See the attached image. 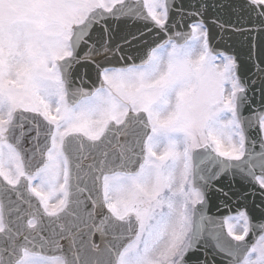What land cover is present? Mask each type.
I'll return each mask as SVG.
<instances>
[{
	"label": "snow or ice",
	"instance_id": "snow-or-ice-1",
	"mask_svg": "<svg viewBox=\"0 0 264 264\" xmlns=\"http://www.w3.org/2000/svg\"><path fill=\"white\" fill-rule=\"evenodd\" d=\"M227 7L0 0V264H264V0Z\"/></svg>",
	"mask_w": 264,
	"mask_h": 264
},
{
	"label": "water",
	"instance_id": "water-1",
	"mask_svg": "<svg viewBox=\"0 0 264 264\" xmlns=\"http://www.w3.org/2000/svg\"><path fill=\"white\" fill-rule=\"evenodd\" d=\"M217 2L225 5V9L220 13L222 20H225V21L230 20L232 23H236L235 14L232 12L231 9H229L227 7V5L228 4H238V3L241 2V0H217ZM213 30L216 31V29H213ZM236 186H237V188L241 187V181H240V177L239 176L236 177ZM27 195H29L33 200H36V198L34 196H32L31 193H28ZM217 203H218V200L216 199L215 196H213L212 202H211V205H210V208H209V214L210 215H221L222 214L220 212H217V209H216V204ZM97 240H98V237H97ZM61 243L63 244L65 242L61 241ZM43 254H45V255H54V254H57V253H55L54 250H44Z\"/></svg>",
	"mask_w": 264,
	"mask_h": 264
}]
</instances>
